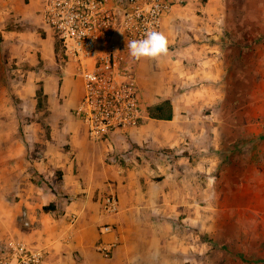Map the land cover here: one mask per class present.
I'll return each mask as SVG.
<instances>
[{"label": "crops", "instance_id": "1", "mask_svg": "<svg viewBox=\"0 0 264 264\" xmlns=\"http://www.w3.org/2000/svg\"><path fill=\"white\" fill-rule=\"evenodd\" d=\"M30 1L35 6L26 11L38 6L40 11L44 4V0ZM176 8L165 16L159 31L167 37ZM38 16L41 20L40 12ZM45 37L49 51L53 36ZM161 66L165 69L166 62L143 58L137 67L140 126L114 132L104 140H91L81 120L71 117V109L54 105L47 113L36 103L23 114L39 113L49 122L44 125V119L35 118L22 123L25 151L40 154L29 159L22 148L12 149V129L7 121H1L9 117L0 110L5 140L0 155V244L15 239L31 249H43L46 254L40 264H184L193 250L202 247L205 194L198 171L201 155L197 153L205 127L195 119L202 108L185 99L199 102L202 96L196 98L192 93H199L194 89L183 95L173 91L172 79L159 77ZM33 72L27 83L40 80ZM56 76L42 73L43 82L32 92L26 88L20 91L23 102L38 101L37 90L43 86L41 98L54 102L60 93L76 98L73 103L77 106L84 93L82 80L76 87L72 77L58 80ZM194 80L185 79L188 86ZM72 84L75 87L71 88ZM167 99L173 105V118L151 117L149 108ZM161 150L169 155H160ZM126 152L129 160L121 156ZM109 194L116 195L119 203L113 214L102 207ZM46 206L51 208L46 210ZM23 213L29 227L21 221ZM73 214L78 218L72 223ZM105 225L111 229L104 230ZM100 243H116L109 258L98 250Z\"/></svg>", "mask_w": 264, "mask_h": 264}, {"label": "rangeland", "instance_id": "2", "mask_svg": "<svg viewBox=\"0 0 264 264\" xmlns=\"http://www.w3.org/2000/svg\"><path fill=\"white\" fill-rule=\"evenodd\" d=\"M34 6L0 0V110L9 117L1 121L12 129V149L22 148L29 159L40 154L25 151L21 125L44 115H24L38 101L23 102L20 91L32 92L43 82L42 73H57L58 80L72 77L76 87L81 85L57 40L49 51L45 48L50 46L45 36L53 32L39 19V6L25 10ZM177 8L165 35L168 54L160 58L167 66L160 67L159 77L172 79L179 94L194 89L196 98L202 96L199 102L185 99L202 108L195 119L205 127L197 153L205 194L202 247L183 262L264 264V0H188ZM30 71L40 80L27 83ZM192 78L195 83L188 86L185 79ZM41 100V110L64 106L77 121L76 98L59 93L54 102ZM1 130L0 155L5 148Z\"/></svg>", "mask_w": 264, "mask_h": 264}, {"label": "built area", "instance_id": "3", "mask_svg": "<svg viewBox=\"0 0 264 264\" xmlns=\"http://www.w3.org/2000/svg\"><path fill=\"white\" fill-rule=\"evenodd\" d=\"M188 0H45L40 16L63 48L75 75L83 82L84 93L74 109L93 141L107 139L114 132L140 126L142 104L137 67L142 59L129 55L127 42L142 39L147 31H160L165 16ZM160 155L168 156L165 150ZM130 153L121 155L129 160ZM118 157L113 155V159ZM105 213L118 211L116 195L103 198ZM23 213L25 227L30 222ZM78 216L73 214V223ZM110 230V225L103 226ZM116 243H100L106 258ZM46 252L31 249L24 241L9 240L0 247V264H40Z\"/></svg>", "mask_w": 264, "mask_h": 264}, {"label": "clouds", "instance_id": "4", "mask_svg": "<svg viewBox=\"0 0 264 264\" xmlns=\"http://www.w3.org/2000/svg\"><path fill=\"white\" fill-rule=\"evenodd\" d=\"M127 49L134 60L148 58L158 61L168 54V39L163 33L151 30L147 31L142 39L128 41Z\"/></svg>", "mask_w": 264, "mask_h": 264}, {"label": "trees", "instance_id": "5", "mask_svg": "<svg viewBox=\"0 0 264 264\" xmlns=\"http://www.w3.org/2000/svg\"><path fill=\"white\" fill-rule=\"evenodd\" d=\"M25 1L28 2V0H25ZM42 93H43V86L39 87L37 90V95H38L37 107L38 108H41L43 106L41 96H40L42 95ZM149 115L157 119H172L174 114H173V105H172L171 100L167 99L159 104L151 106L149 108ZM166 150L169 151V149H166ZM50 208L51 206L44 207V209L46 210Z\"/></svg>", "mask_w": 264, "mask_h": 264}]
</instances>
